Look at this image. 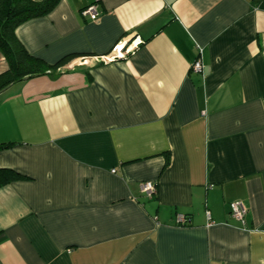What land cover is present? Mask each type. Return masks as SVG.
<instances>
[{"label": "crops", "instance_id": "obj_1", "mask_svg": "<svg viewBox=\"0 0 264 264\" xmlns=\"http://www.w3.org/2000/svg\"><path fill=\"white\" fill-rule=\"evenodd\" d=\"M15 35L76 56L0 92V264H264V0H58Z\"/></svg>", "mask_w": 264, "mask_h": 264}, {"label": "trees", "instance_id": "obj_2", "mask_svg": "<svg viewBox=\"0 0 264 264\" xmlns=\"http://www.w3.org/2000/svg\"><path fill=\"white\" fill-rule=\"evenodd\" d=\"M58 0H0V53L7 62V69L0 73V92L10 85L39 75L54 77L58 69L76 54H68L54 63L30 54L15 35L16 27L32 18L47 14ZM13 143H0V150ZM17 171L0 167V187L23 179Z\"/></svg>", "mask_w": 264, "mask_h": 264}, {"label": "built area", "instance_id": "obj_3", "mask_svg": "<svg viewBox=\"0 0 264 264\" xmlns=\"http://www.w3.org/2000/svg\"><path fill=\"white\" fill-rule=\"evenodd\" d=\"M81 14L84 17L96 18L98 17L99 12L97 11L94 5H90V6L83 8L81 10ZM121 48L122 47L119 45L114 47L112 53L108 55L105 59H103V61L117 59L119 57L124 56L125 54L129 52L128 48L124 49L123 51H121L122 50ZM201 69H202V65H201L200 60H196L192 65V71L197 73V72H201ZM140 191L144 195L151 197L155 194L156 187L154 183H152L151 181H146V182L141 183ZM229 213H230V216L233 217L235 220L239 221L240 223H243L244 222L243 218L247 213V208L242 202H239V201L230 202L229 203ZM207 216L208 218H210L209 213H207ZM185 219L186 218L183 215L177 216V221L179 223H185Z\"/></svg>", "mask_w": 264, "mask_h": 264}]
</instances>
